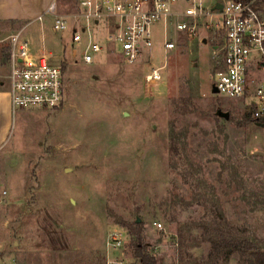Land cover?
<instances>
[{
	"label": "rangeland",
	"instance_id": "374dc122",
	"mask_svg": "<svg viewBox=\"0 0 264 264\" xmlns=\"http://www.w3.org/2000/svg\"><path fill=\"white\" fill-rule=\"evenodd\" d=\"M61 2L63 14L75 12V0ZM34 24L24 35L62 65L65 98L56 110L17 109L0 148V264H106L107 237L120 228L132 263L131 238L114 216L141 217L159 264L204 258L206 244L194 248L197 260L180 262L179 230L210 222L216 212L247 227L249 239L264 249V134L237 125L251 113L247 98L212 92V44L174 32L175 48L168 51L163 27L156 26L152 50L135 65L111 45L86 65L85 43L73 44L48 21L38 35ZM16 30L0 25L6 88L10 66L1 60L8 47L2 40ZM152 68H162L157 85L146 81ZM192 233L199 238L197 229Z\"/></svg>",
	"mask_w": 264,
	"mask_h": 264
},
{
	"label": "built area",
	"instance_id": "2783aa9c",
	"mask_svg": "<svg viewBox=\"0 0 264 264\" xmlns=\"http://www.w3.org/2000/svg\"><path fill=\"white\" fill-rule=\"evenodd\" d=\"M257 2L75 0V12L65 15L59 13L58 3L53 0L34 23L40 26L46 16H51L53 32L70 34L73 44L85 43L82 62L86 65L100 60L108 52L107 45L126 64L135 65L152 50L156 26L163 27L168 51L175 48L174 32L202 44L210 43L216 60L213 86L230 99L247 98L250 125L264 134V18ZM183 3L190 6L184 8ZM218 4L222 8L215 10ZM25 30L22 28L2 40L10 48L8 79L12 107L15 111L56 110L65 98L62 65L55 62L51 52L32 50L24 36ZM162 78V68H152L146 75V81L154 85ZM127 241L128 234L121 228L109 233L105 244L106 264H131L124 254ZM157 250L155 247L152 254Z\"/></svg>",
	"mask_w": 264,
	"mask_h": 264
},
{
	"label": "trees",
	"instance_id": "16d2710c",
	"mask_svg": "<svg viewBox=\"0 0 264 264\" xmlns=\"http://www.w3.org/2000/svg\"><path fill=\"white\" fill-rule=\"evenodd\" d=\"M256 6L264 18V0H258ZM1 25L14 27L15 22ZM9 52V47L4 48L2 54L4 63L9 60ZM250 123L251 114H245L243 119L237 122V125L243 128L248 127ZM171 149L176 155L179 153L176 140L171 141ZM213 218L212 221L202 222L193 229L180 228L179 243L185 250L184 254L180 253V262L184 261L186 257L190 260L195 259L192 253L194 248L206 244L209 246L207 255L201 260L195 259L197 261L194 264H230L235 257L238 258V264H264V249L249 239L247 227L229 222L220 212H216ZM138 219L141 220V217H136L133 222H128L114 216L115 225L126 229L131 238L130 246L133 253L131 264H159L158 258L151 254L150 245L145 241L144 223H138ZM196 229L200 233L199 238H195L192 233Z\"/></svg>",
	"mask_w": 264,
	"mask_h": 264
},
{
	"label": "crops",
	"instance_id": "0c3cea01",
	"mask_svg": "<svg viewBox=\"0 0 264 264\" xmlns=\"http://www.w3.org/2000/svg\"><path fill=\"white\" fill-rule=\"evenodd\" d=\"M61 1L62 0H59L58 6H59L60 14H63L61 12V7H62ZM52 2L53 0H0V25L8 22H15V28L19 27V30H21L22 28H26L25 32H27L30 25H32L33 22L39 16L43 15L46 12L47 8ZM49 17L51 16H46L44 21H48V23L52 25L53 18L51 17L50 20ZM34 29H36V32L39 35L38 30L39 29L44 30L43 23L40 26H35ZM14 32H11L9 35H11ZM29 43L32 47L30 41ZM37 49L38 48L36 49L32 48V50H37ZM37 51H39V49ZM2 63H4L3 60ZM8 84H9V79H8ZM15 113L16 111L13 109L11 103L10 84H9V88H6L5 85L2 82H0V148H2L8 142L11 136ZM4 227L6 228L7 225H4Z\"/></svg>",
	"mask_w": 264,
	"mask_h": 264
},
{
	"label": "water",
	"instance_id": "95a60500",
	"mask_svg": "<svg viewBox=\"0 0 264 264\" xmlns=\"http://www.w3.org/2000/svg\"><path fill=\"white\" fill-rule=\"evenodd\" d=\"M221 8H222V6H221L220 4H218L214 9L216 10V9H221ZM204 43H205V42H204ZM212 92H213L214 94H219L217 88L214 87V86L212 87ZM217 115H218L219 117H221V118H224V119L227 120V121L230 120V114H229V113H224V112H222L221 110H218ZM137 222L140 223L141 220L138 219Z\"/></svg>",
	"mask_w": 264,
	"mask_h": 264
}]
</instances>
